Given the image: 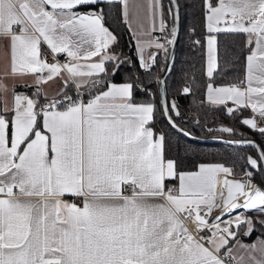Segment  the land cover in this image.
Here are the masks:
<instances>
[{"label": "snow or ice", "instance_id": "1", "mask_svg": "<svg viewBox=\"0 0 264 264\" xmlns=\"http://www.w3.org/2000/svg\"><path fill=\"white\" fill-rule=\"evenodd\" d=\"M187 6L202 71L173 84L179 0H0V264H264V141L229 139L256 153L231 166L188 146V168L156 127L236 137L207 127L222 113L264 137V0ZM111 8L133 33L131 56ZM188 95L198 103L186 117Z\"/></svg>", "mask_w": 264, "mask_h": 264}, {"label": "trees", "instance_id": "2", "mask_svg": "<svg viewBox=\"0 0 264 264\" xmlns=\"http://www.w3.org/2000/svg\"><path fill=\"white\" fill-rule=\"evenodd\" d=\"M181 4L180 8V19L178 21V33H177V41L174 48V55L172 62L174 63V68L172 74L169 79V83H175L178 81L185 72L189 73V78L195 77L199 78L202 71V52L196 47H193L192 41L200 38L202 29L197 26V30L195 34H192L189 29L196 25L195 15L198 13L195 12V9L188 7L187 5L192 2V0H179ZM165 6L168 5V0H163ZM107 26L111 31L118 37V45L116 46L118 50L123 51L129 56L133 55L134 48L133 42L131 39L130 32L123 21L122 16H119L116 8L110 9V15L108 19ZM222 46H221V55L223 57L224 47L229 44V41L225 40V38L221 37ZM119 79V77H117ZM25 89L23 86L21 87ZM25 91H29L25 89ZM197 103L198 98L194 95L188 96H179L178 104L180 105V110L185 113L186 117L189 115H194L197 111ZM248 111H245L243 115H246ZM219 116V120L217 122H213L212 114H208L206 117L208 124L207 127L216 128L219 126V123H223L226 125L234 126L238 129L239 136H247L254 138L258 143L264 141V137H261L258 133L253 132L248 129L246 126H242L239 122L232 124L231 118L225 116L222 113L217 114ZM201 121L205 119L204 116L199 117ZM164 130L171 137L168 144V154L173 157L181 158L184 164L188 167H192L193 163V154L191 152H185V148L191 146L196 150L198 154V158L201 161H216L223 162L231 166L230 160L235 157L236 154L246 155L247 152L251 154H256L255 150L252 149L248 145H237V144H229L226 142H218V141H196L183 136H180L177 140V134L174 130L165 126L164 122H161ZM193 132L199 135H223L228 136V134H209L207 133V129H201L199 127H194ZM230 137V136H229ZM238 163H242L239 161ZM251 170V169H250ZM239 171V168H237ZM254 234L252 238L257 235Z\"/></svg>", "mask_w": 264, "mask_h": 264}, {"label": "water", "instance_id": "3", "mask_svg": "<svg viewBox=\"0 0 264 264\" xmlns=\"http://www.w3.org/2000/svg\"><path fill=\"white\" fill-rule=\"evenodd\" d=\"M177 29H178V22H177ZM215 136H220V135H215ZM242 137L256 141L254 138L247 137V136H239V137L223 136V140H218V139H214L213 135L205 136V135H199V134H195V133H192V138H189V139L196 140V141H218V142H226L227 143V141L229 139H241ZM239 145H243V144H239ZM246 155H254V154L247 152Z\"/></svg>", "mask_w": 264, "mask_h": 264}, {"label": "crops", "instance_id": "4", "mask_svg": "<svg viewBox=\"0 0 264 264\" xmlns=\"http://www.w3.org/2000/svg\"><path fill=\"white\" fill-rule=\"evenodd\" d=\"M126 26H127V28H128V30H129V26L126 24ZM129 32H130V35H131V39H132V35H133V33L129 30ZM158 34V33H157ZM132 42H133V45H134V41L132 40ZM134 48V47H133ZM62 86V82L60 81V80H54V81H51V82H49V84H47V85H44V87L50 92V93H52V92H55V91H58L59 90V88ZM22 87V85L18 88V90L19 91H25V89H23V88H21ZM251 113H250V111H248L247 112V114L246 115H244V116H249ZM203 162H216V161H203ZM255 237V236H254Z\"/></svg>", "mask_w": 264, "mask_h": 264}, {"label": "built area", "instance_id": "5", "mask_svg": "<svg viewBox=\"0 0 264 264\" xmlns=\"http://www.w3.org/2000/svg\"><path fill=\"white\" fill-rule=\"evenodd\" d=\"M59 59H60L61 61H63L64 57H63V56H60ZM48 60H49V62H54V61L52 60L51 54L48 55Z\"/></svg>", "mask_w": 264, "mask_h": 264}, {"label": "rangeland", "instance_id": "6", "mask_svg": "<svg viewBox=\"0 0 264 264\" xmlns=\"http://www.w3.org/2000/svg\"><path fill=\"white\" fill-rule=\"evenodd\" d=\"M157 129L159 130L160 128H163L162 124H158L156 125ZM238 179L240 178L239 176L237 177ZM252 239H255V237H253ZM246 242H250V241H246Z\"/></svg>", "mask_w": 264, "mask_h": 264}]
</instances>
